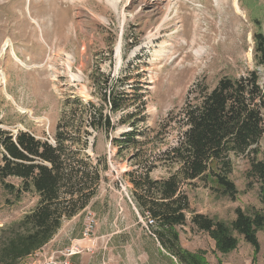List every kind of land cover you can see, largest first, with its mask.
<instances>
[{
  "label": "rangeland",
  "instance_id": "374dc122",
  "mask_svg": "<svg viewBox=\"0 0 264 264\" xmlns=\"http://www.w3.org/2000/svg\"><path fill=\"white\" fill-rule=\"evenodd\" d=\"M257 19L264 30V0H0V127L54 144L65 115L70 125L81 124L77 99L105 106L113 124L108 131L81 124L85 152L101 168L100 185L90 204L65 219L39 252L80 238L91 211L97 244L75 256L79 263L179 264L151 233L155 227H146L132 199V178L148 170L160 180L178 169L165 152L184 130L179 120L187 102L225 76L258 69L264 79L254 59ZM106 91L121 99L117 111L102 99ZM231 159L235 200L211 178L182 184L190 208L186 223L177 226L180 241L191 251H205L209 264H264V229L257 234L259 251L235 232L238 247L224 254L191 222L194 212L230 223L237 207L264 211L259 183L247 174L249 158ZM6 182L21 185L17 177ZM38 200L34 189L19 195L0 182V248Z\"/></svg>",
  "mask_w": 264,
  "mask_h": 264
},
{
  "label": "trees",
  "instance_id": "16d2710c",
  "mask_svg": "<svg viewBox=\"0 0 264 264\" xmlns=\"http://www.w3.org/2000/svg\"><path fill=\"white\" fill-rule=\"evenodd\" d=\"M256 24L254 59L264 75V30L260 20ZM102 99L112 111L123 105L112 92L106 91ZM195 101L182 108L179 121L184 130L177 144L165 152L178 169L160 180L152 179L148 170L132 178L133 202L145 216L155 219V225L150 226L155 227L153 235L179 264H209L205 251H191L180 241L177 226L186 223L190 208L188 196L181 190L184 182L211 178L223 195L235 200L238 190L230 178L231 156L244 155L250 160L248 177L259 183L264 205V150L260 147L264 135V79L259 70L239 78L222 77ZM77 102L83 107L81 124L87 121L95 130L113 128L105 106L96 107L93 102L87 105L80 99ZM68 119L65 115L57 124L54 144L29 131L20 130L15 135L0 127V182L19 195L32 189L39 195L36 207L16 222L13 234L0 248V264L17 263L42 248L64 220L81 213L98 191L101 168L85 152L88 142L82 141V125H70ZM8 177L21 179V185L6 182ZM235 212L230 223L199 212L193 213L191 222L209 234L221 253L238 247L235 232L259 251L257 234L264 229V211L248 212L237 207Z\"/></svg>",
  "mask_w": 264,
  "mask_h": 264
},
{
  "label": "built area",
  "instance_id": "2783aa9c",
  "mask_svg": "<svg viewBox=\"0 0 264 264\" xmlns=\"http://www.w3.org/2000/svg\"><path fill=\"white\" fill-rule=\"evenodd\" d=\"M155 223V219L151 215L147 214L145 216V225L147 228L155 225ZM96 225L95 215L91 211H88L82 236L75 239L69 246L46 254L39 252L42 247L29 255L35 256L34 261L23 263L21 259L19 262L13 264H81L75 260V256L84 252L94 251L97 244V238L95 237ZM151 233L153 234V232Z\"/></svg>",
  "mask_w": 264,
  "mask_h": 264
}]
</instances>
